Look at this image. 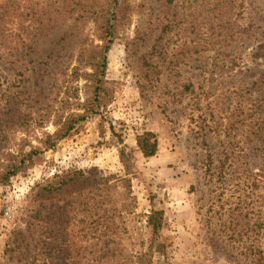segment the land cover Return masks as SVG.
Here are the masks:
<instances>
[{
  "label": "rangeland",
  "instance_id": "1",
  "mask_svg": "<svg viewBox=\"0 0 264 264\" xmlns=\"http://www.w3.org/2000/svg\"><path fill=\"white\" fill-rule=\"evenodd\" d=\"M169 2L172 7L167 12L164 5ZM244 2L241 24L247 32L227 50H203L201 44L212 35L213 0H144L133 15V24L109 54L110 105L100 115L90 116L57 150L46 152L41 163L32 164L8 185H0V264H24L41 237L58 239L62 234L60 226L46 225L45 220L49 212L60 209L63 196L55 195L53 205L36 200L39 183L73 169L123 175L121 144L135 152L132 192L136 200L116 204L113 210L124 219L136 249L146 252L151 245L160 248L164 244L153 251L151 264H236L214 247L223 239L213 233L214 210L209 209L217 205L223 182L231 175L234 184L237 175L264 168V64L254 56V48L264 43V0ZM137 28L146 34L143 39L137 37ZM67 29L61 26L40 42L38 52L25 62L33 60L27 69L0 53V104L5 102L2 92L18 75L15 90L25 101L23 110L33 116L39 110L51 112L56 101L65 113L76 112L77 106L83 110L91 88L73 72L74 44L54 54L49 66L39 65ZM184 44H193V52L179 66L165 71L170 60L164 62L166 54L181 55ZM155 45L163 49L155 53ZM143 55L162 73L143 68ZM37 64L43 69L40 74L31 70ZM188 84L192 86L186 91ZM231 120L242 127L235 138L239 141V136L251 134L250 143H237L234 138V145L230 144L226 134ZM55 131L52 123L45 128L33 123L28 129L13 131L9 142H0V169L22 148L40 146L45 132ZM144 132L158 136L159 151L153 158L137 150V137ZM226 153L232 154L229 159ZM92 197L91 192L76 195L82 200ZM153 210L164 212L158 231L148 227Z\"/></svg>",
  "mask_w": 264,
  "mask_h": 264
},
{
  "label": "trees",
  "instance_id": "2",
  "mask_svg": "<svg viewBox=\"0 0 264 264\" xmlns=\"http://www.w3.org/2000/svg\"><path fill=\"white\" fill-rule=\"evenodd\" d=\"M142 1L138 4L136 0H0V53L5 58L19 61L27 69L33 60L25 62L38 52L40 42L57 28L68 26L49 58L41 60L39 65L49 66L54 54L60 55L67 46L74 44L76 65L73 72L80 74L91 88L90 98L83 110L77 106L76 112L65 113L64 108L57 105L60 101H56L55 106L50 107L51 112L39 110L37 116H33L23 110L25 101H21L20 93L15 90L18 75L13 82H9L1 96L5 102L0 104V142H9L13 131L28 129L33 123L41 128L52 123L56 131L45 132L40 146L30 145L12 155L6 166L0 169V185H8L13 178L26 173L32 164L41 163L46 152L57 150L90 116L100 115L101 110L110 105L113 98L109 95L110 82L107 78L109 54L122 32L133 24L137 8L145 4ZM213 2V18L210 20L212 35L201 44V49L218 47L219 50H227L247 32L241 24L245 2ZM169 4L164 5L167 12L171 11L172 5ZM136 34L142 39L146 36L139 28ZM153 48L155 53L163 49H158L157 45ZM191 48L193 44H184L181 55L166 54L164 62L170 60L165 71L170 66H179L193 52L194 48ZM254 50V56L262 59L264 64V43ZM146 56L141 57L143 68L152 70L154 74L162 73L156 70L158 65ZM39 65L34 66L32 72L40 74L43 69L38 68ZM45 75L46 72L42 77ZM36 84L39 85L37 80ZM190 86L185 85V90L189 91ZM140 88L143 89L144 84H140ZM240 124L244 126L245 123ZM227 126L226 138L234 145L232 140L242 127L232 120ZM261 127L264 128V120ZM236 141L250 143L252 136L242 135ZM118 147L123 175L100 169H73L54 174L36 186L35 199L44 203L53 205L55 195L63 196L60 198L63 199L60 209L49 212L45 220L46 225L60 226L62 234L58 239L49 235L41 237L33 247V255L24 264H151L153 251L163 248L164 244L160 248L151 245L146 252L136 249L124 219L113 210L116 204H130L136 200L132 192V177L137 173L135 152L122 144ZM137 150L147 159L156 156L159 151L157 134L144 132L139 135ZM226 154L227 159L232 155ZM209 161L213 162L211 154ZM220 168L223 173L224 166ZM222 173L220 175L225 178ZM232 177L234 175L223 182L224 190L217 205L209 209L214 210L211 218L215 226L213 233L223 239L218 240L214 247L235 259L236 264H264V168L241 174L240 177L237 175L234 184L230 182ZM85 192L93 193V197L88 200L76 198V195L82 196ZM212 220L207 223H212ZM163 222V211L153 210L148 215V227L153 231L162 229Z\"/></svg>",
  "mask_w": 264,
  "mask_h": 264
}]
</instances>
